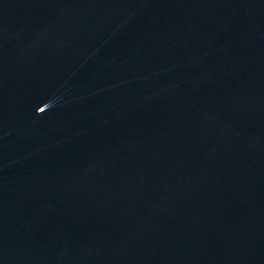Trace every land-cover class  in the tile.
<instances>
[{
	"label": "water",
	"instance_id": "water-1",
	"mask_svg": "<svg viewBox=\"0 0 264 264\" xmlns=\"http://www.w3.org/2000/svg\"><path fill=\"white\" fill-rule=\"evenodd\" d=\"M0 264H264V0H0Z\"/></svg>",
	"mask_w": 264,
	"mask_h": 264
}]
</instances>
